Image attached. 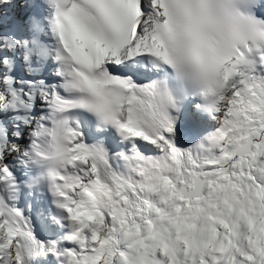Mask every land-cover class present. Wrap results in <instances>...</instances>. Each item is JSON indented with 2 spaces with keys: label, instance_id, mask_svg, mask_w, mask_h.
Returning <instances> with one entry per match:
<instances>
[{
  "label": "snow or ice",
  "instance_id": "obj_1",
  "mask_svg": "<svg viewBox=\"0 0 264 264\" xmlns=\"http://www.w3.org/2000/svg\"><path fill=\"white\" fill-rule=\"evenodd\" d=\"M0 264H264V0H0Z\"/></svg>",
  "mask_w": 264,
  "mask_h": 264
}]
</instances>
